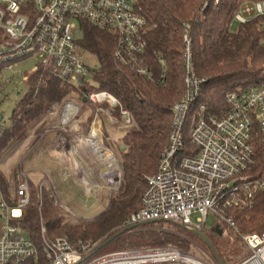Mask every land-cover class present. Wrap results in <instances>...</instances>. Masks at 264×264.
<instances>
[{
    "label": "built area",
    "instance_id": "1",
    "mask_svg": "<svg viewBox=\"0 0 264 264\" xmlns=\"http://www.w3.org/2000/svg\"><path fill=\"white\" fill-rule=\"evenodd\" d=\"M136 3L137 0H0V69L36 55L33 72L42 69L74 87L83 86L88 82L91 69L80 53L78 33L81 24L88 22L114 33L117 37L115 57L150 77L151 71L142 65L146 19L138 13ZM257 15L264 17V0H244L235 21L244 23ZM186 26L189 28L188 24ZM185 39L186 89L172 107L169 143L156 173L147 177L141 207L123 223L122 232L110 240H80L74 244L66 236L47 239L42 220L40 249L22 223L24 210L31 202L29 172L21 167L13 173V169L10 173L14 190L10 201L0 189V264H29L38 261L41 253L47 264H219L208 252L198 255L175 245L104 251L111 241L132 227L157 220L180 224L194 233L223 224L241 233L233 218L226 215L225 208L239 204L241 196L248 199L257 192H264V165L260 171L256 166V137L259 135L264 149V81L246 89L228 91L226 109L221 110V115L211 111L200 101L204 79L195 74L190 40L187 36ZM28 77L24 76L26 82ZM83 96L98 112H103L111 124L136 125L130 110L113 93L92 89L83 92ZM57 108L59 112L53 116ZM80 112L81 106L73 100L53 106L49 112L51 121L44 126L41 137L57 132L55 150L65 147L71 150L70 146L81 145L85 138L92 149L89 137L97 124L94 121L89 134H83L78 122ZM1 121L0 136L5 129ZM187 136L190 146H187ZM107 146L112 151L109 144ZM73 169L88 193L103 185L118 188L121 184L117 185L121 177L118 170L115 179L105 175L98 184L88 178V172L81 175L76 161ZM39 187L41 203L46 187L55 204L62 205L56 187L49 180L42 181ZM210 213L215 214L218 221L207 229ZM242 243L249 254L237 264H264V231L242 234Z\"/></svg>",
    "mask_w": 264,
    "mask_h": 264
},
{
    "label": "trees",
    "instance_id": "2",
    "mask_svg": "<svg viewBox=\"0 0 264 264\" xmlns=\"http://www.w3.org/2000/svg\"><path fill=\"white\" fill-rule=\"evenodd\" d=\"M243 1L137 0V11L146 19L142 65L149 68L150 77L115 57L117 37L114 33L88 22L81 24L79 49L83 57L92 55L99 62L98 68L91 70L95 84L88 81L81 87H74L42 69L29 75L28 91L17 103L12 125L5 127L0 136V162L11 145L23 142L32 132L39 138L53 106L63 103L73 91L82 97L83 92L92 89L113 93L130 110L136 123L125 130L118 151L122 182L110 195L108 207L97 217L76 222L66 220L61 208L54 203L50 189H43L41 203L40 187L31 184V202L24 210L22 223L40 249L43 244L42 220L47 239L66 236L74 244L80 240L94 242L120 234L123 223L141 207L147 177L156 173L161 155L169 143L172 107L186 89V36L191 44L195 74L204 79L200 101L211 111L221 115V110L226 109L228 91L239 87L246 89L264 81V17L257 15L247 22L238 23L236 28L232 27ZM83 103L84 107L96 108L85 98ZM80 113L81 117L83 112ZM92 118L90 115L86 121L90 122ZM260 140L259 135L256 137V166L259 171L264 165V149ZM187 146H190L188 136ZM110 157L117 167L114 155L110 153ZM14 170L16 173L18 169ZM12 187L0 169V189L9 201ZM241 197L239 204L225 208L226 215L233 218L243 234L263 232L264 192H257L248 199ZM163 225L172 230H159L158 226ZM223 226L224 233H228L226 239L221 238L222 231L202 232L200 235L189 232L180 224L157 220L132 227L114 243L176 244L183 249L189 242L181 235L189 233L209 247L211 244L210 249L221 264H237L246 255L244 246L233 228L228 224ZM29 264H47V259L41 253L38 261H30Z\"/></svg>",
    "mask_w": 264,
    "mask_h": 264
},
{
    "label": "rangeland",
    "instance_id": "3",
    "mask_svg": "<svg viewBox=\"0 0 264 264\" xmlns=\"http://www.w3.org/2000/svg\"><path fill=\"white\" fill-rule=\"evenodd\" d=\"M78 27H80L79 21ZM238 23L235 21L232 25L233 28H236ZM82 37V31L78 33V38ZM84 61L89 66V68L97 69L99 66V62L96 57L92 55L84 56ZM37 65V57L36 55L29 56L26 59H21L11 64V67L4 66L0 69V113L3 114V118L1 124L3 127H9L12 125V116L14 110L17 106L19 100L26 94L28 91V83L25 81L24 76L30 75ZM90 81L91 84H95L92 80L91 72L88 74L87 79ZM83 97L76 92H71L68 97L65 99L73 100L76 104L81 106V112L83 115L80 117L79 120L83 121L84 129L86 127L87 130L83 131V134L88 135L90 132L91 125L94 123L97 124V129L101 131L103 134L100 135L101 144L108 145L111 147L112 151L109 149L107 150L103 145V155L109 161L114 172H110V168L108 169L104 165H101L98 156L94 153V150L91 149L90 145L85 141L81 145H77L76 148L73 149V152L68 154L67 156L70 157V161L75 163V161L79 164V168L81 169V175L83 173L90 174L88 176L93 182H97L100 184L103 177L106 175L110 177L111 175L116 178V173L118 170L119 185L122 182V170L120 166V160L118 157L119 147L123 143V136L125 130L128 128L123 126L122 123H118L113 125L109 122L108 118L103 112H98L97 108L91 107H84L85 103H83ZM64 101V102H65ZM63 102V103H64ZM62 103V104H63ZM59 108L54 110L53 116L58 114ZM81 115V113H80ZM90 115H93V118L90 122H86V118ZM51 121V116L48 114L46 118V123ZM44 124V126L46 125ZM82 127V123H80ZM89 125V126H87ZM44 129V127H43ZM83 130V128H82ZM42 133V132H41ZM41 133L37 138L32 132V134L23 142L17 145H11L4 153L1 162L0 168L6 178L12 183L13 187L11 189V195L14 190V183L12 182V175L10 173L13 169H20L23 167L29 173V178L31 180L32 186L38 185L42 182L47 180L46 172L48 169V161L50 163L49 168L52 170H60V160L61 156L55 152L54 147H50V150L47 151L46 144L51 142L53 134H49L50 132L46 133L45 136L41 137ZM79 142H77L78 144ZM110 153L114 154V157L118 163V168L116 170L115 164L110 157ZM68 162V164H69ZM104 166V167H103ZM73 168V166L71 165ZM120 168V169H119ZM15 171V170H14ZM19 171V170H17ZM68 174H71V179L65 182H59V180L55 177L58 185L57 195L62 205H58L61 208L62 215L65 217L66 220H70L72 222H76L77 220L84 219L89 220L97 217L101 212H103L109 205L110 200V193L112 194L117 187H111L109 185H103L101 189L93 190L92 192H86L85 186L79 180L76 179L74 169L67 171ZM121 172V175H120ZM108 173V174H107ZM115 174V175H114ZM85 175V174H84ZM85 177V176H84ZM118 177V176H117ZM117 181V179H116ZM116 185V184H115ZM54 199V198H53ZM55 203V199H54ZM197 214L193 216L195 219ZM218 218L215 214L210 213L208 217L206 228H211L216 222ZM220 234H222L221 238L226 239L228 237V233L225 234V228L223 225L216 226ZM157 228V227H156ZM159 230L168 232L172 230L171 227L168 225H163L159 228ZM188 230V229H187ZM189 232H192L188 230ZM210 231H215V228H211L206 230L205 233L210 234ZM235 231V230H234ZM238 236L240 237L241 244L242 243V234L238 231H235ZM185 240L189 242V245L183 247L186 251L193 252L198 255H202L203 252H208L210 256H212L219 264L220 261L216 258L212 250L208 245L205 244L202 240L195 238L193 235L189 233H184L181 235ZM112 239V238H111ZM110 240V238H109ZM116 240V239H115ZM123 243V244H122ZM160 245H127L124 241L114 243V240L111 241L104 251H113L116 249H125V248H139V247H148V246H161ZM168 245V244H166ZM170 245V244H169ZM176 245V244H172ZM179 246V245H177ZM181 247V246H180ZM246 253L245 257L248 256L249 251L244 247V254ZM243 255V254H242ZM244 257V258H245ZM241 261V260H240ZM215 264V263H214Z\"/></svg>",
    "mask_w": 264,
    "mask_h": 264
},
{
    "label": "crops",
    "instance_id": "4",
    "mask_svg": "<svg viewBox=\"0 0 264 264\" xmlns=\"http://www.w3.org/2000/svg\"><path fill=\"white\" fill-rule=\"evenodd\" d=\"M78 122L79 123H82V128H83V131H86L88 127H86L84 129L83 127V121H81V119L79 120L78 118ZM87 122V121H86ZM89 126V125H87ZM49 134H53V137H52V140L51 142H49L48 144H46V149L47 151L50 150V147H54L55 145V141L57 139V132L55 131H52L50 132ZM45 136V135H44ZM74 148H76L77 146H73ZM72 146H70L71 150H68L66 147L62 150H55V152H57L61 158H59L60 162V170H53L54 173H52V170L49 168V161H48V169L47 172H46V176H47V180H49L55 187H56V192H57V189H58V185H57V181L55 179V177L59 180V182H65L67 184V181L69 180V178L71 179V174H68L67 171H70L71 169H73L71 167V165L74 167V164L72 161L69 162L70 160V157H68L67 155L72 153L73 152V148ZM69 162V164H68ZM77 163V162H76ZM77 165L79 166V164L77 163ZM55 175V177H54Z\"/></svg>",
    "mask_w": 264,
    "mask_h": 264
},
{
    "label": "bare ground",
    "instance_id": "5",
    "mask_svg": "<svg viewBox=\"0 0 264 264\" xmlns=\"http://www.w3.org/2000/svg\"><path fill=\"white\" fill-rule=\"evenodd\" d=\"M96 129H97V127L95 126V129H93V132H92L91 136L89 137L90 142L92 144V149L94 150V153L98 156V158L101 161V163L105 167H107L108 169L110 168V172L113 173L114 169L112 168V166L109 163V161L104 157L103 152H102L103 151L102 145L107 150H108V146L104 145L103 143L101 144L102 141H101V138H100V132H98Z\"/></svg>",
    "mask_w": 264,
    "mask_h": 264
},
{
    "label": "water",
    "instance_id": "6",
    "mask_svg": "<svg viewBox=\"0 0 264 264\" xmlns=\"http://www.w3.org/2000/svg\"><path fill=\"white\" fill-rule=\"evenodd\" d=\"M3 117V114L0 113V120L2 119ZM216 231L219 232V230L217 229V227H215ZM197 234H200V235H203L201 232H196ZM210 244V243H209ZM210 247H211V244H210Z\"/></svg>",
    "mask_w": 264,
    "mask_h": 264
}]
</instances>
